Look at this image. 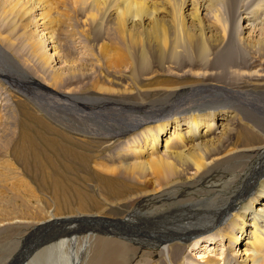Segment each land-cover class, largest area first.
<instances>
[{
  "label": "bare ground",
  "instance_id": "6f19581e",
  "mask_svg": "<svg viewBox=\"0 0 264 264\" xmlns=\"http://www.w3.org/2000/svg\"><path fill=\"white\" fill-rule=\"evenodd\" d=\"M253 4L111 0L107 15L127 22L63 52L37 15L49 0H0L6 19L36 31L45 63L41 78L21 68L35 98L15 91L18 132L2 143L0 183L14 192L0 202V233L12 232L18 264L29 243L45 245L30 264L68 263V245L83 264H184L186 244L206 234L226 253L191 264H264V0Z\"/></svg>",
  "mask_w": 264,
  "mask_h": 264
},
{
  "label": "rangeland",
  "instance_id": "374dc122",
  "mask_svg": "<svg viewBox=\"0 0 264 264\" xmlns=\"http://www.w3.org/2000/svg\"><path fill=\"white\" fill-rule=\"evenodd\" d=\"M150 3H155L156 0H148ZM241 4L246 7L254 5L253 3L256 1L262 0H240ZM49 9L46 13H39L37 15H41L44 20L52 22L56 28H58L60 40L59 44L61 45V50L65 51H74L75 47H80L82 50H86L90 47L88 40L93 42L96 38L95 31L96 30H116L121 27V24L127 22V20L131 17V14L122 11L121 14H117L115 16H108L107 6L111 4V0H81V1H70L67 5L66 9H62L59 5H57L55 0H49ZM227 9L226 13H231V6L229 2H225ZM121 4L115 3L113 8L118 11L119 8H122ZM123 9V8H122ZM5 7L0 6V42L3 43L2 48L5 50L9 59L4 57L0 58V158L2 159V155H6L9 153L8 148L6 151L4 150L2 143L7 140V134L13 133L15 137L17 136V121H18V104L22 103L23 97H19V94H16L18 87L22 94L26 99L31 98L35 95H30L24 90V87L19 86V82L21 85L27 86V78L24 76V72H22L21 68L24 69L31 77L41 78L44 77L42 72L44 71L45 63H40V57L37 53L39 46L36 44V31H32V28L29 27L24 30L23 25H28L23 21L11 22L5 17ZM34 15V14H33ZM42 21L40 22V25ZM43 36H47L50 33V26L44 25L40 27ZM43 30H45L43 32ZM70 33L71 37L61 41L66 34ZM81 33H88V39H85L81 36ZM49 36V35H48ZM103 38H100V42ZM46 51L51 49L50 45L46 46ZM88 55V54H87ZM85 56L80 54L76 56V60L84 61ZM14 65L17 66V75H14ZM5 76L8 79H6ZM18 79V80H17ZM12 82H11V81ZM19 81V82H18ZM40 85V83H38ZM124 85V84H123ZM41 86V85H40ZM114 89H119V86L112 85ZM16 91V92H15ZM19 91V92H20ZM22 98V99H21ZM35 100V99H34ZM24 101V100H23ZM43 104L44 101L42 102ZM16 130V132H15ZM6 139V140H5ZM4 140V141H3ZM7 157V159H6ZM4 157L7 161L13 164V168H16V165L12 161V157L10 155ZM9 157V158H8ZM0 159V160H1ZM15 166V167H14ZM19 170V169H18ZM16 170V171H18ZM6 172V171H3ZM12 192H14L12 185L10 182H2L0 183V195L3 193V199L9 196ZM3 215H0L2 218ZM153 230V229H152ZM4 230L3 233H0V264H17L20 261V258L24 259V255L20 256V248L16 250V254L11 253L12 246L15 244L12 242V238L9 231ZM209 234L204 235L205 241L202 240L198 247L194 246L192 242L186 244L185 249L182 252V260L184 264H191L193 257L199 258L200 256H215L216 258H223L226 253V247L223 243L218 242L214 245L209 239H207ZM6 237V238H4ZM9 238V239H8ZM154 241H156L159 247H163V245L168 244H177L181 243L180 241H175L173 237H153ZM3 239V240H2ZM5 239V242H4ZM10 242H7V241ZM2 243V244H1ZM4 243V244H3ZM6 243V244H5ZM10 248H8V245ZM213 244V245H211ZM5 245V246H2ZM45 246L43 243H29L26 247L34 249L29 252V258L34 254L35 251H39L40 247ZM195 247V248H194ZM78 249V245L75 246V250L73 251L70 245L66 246L63 249V252L66 253V258H68V263H60V264H83V261L75 256V253ZM237 249V246H235ZM10 256H9V255ZM203 254V255H202ZM208 254V255H207ZM17 255V256H16ZM15 257V258H14ZM17 257V258H16ZM19 257V258H18ZM183 257H185L183 259ZM26 261L30 264V260ZM57 260L59 259V255L57 254ZM188 258V259H187ZM202 261V259L200 258ZM7 261V262H6ZM90 259L88 262H91ZM160 261L159 257L154 258L153 262ZM22 262V264H26ZM20 264V263H19ZM147 264V263H146ZM149 264V263H148ZM167 264V263H160Z\"/></svg>",
  "mask_w": 264,
  "mask_h": 264
}]
</instances>
